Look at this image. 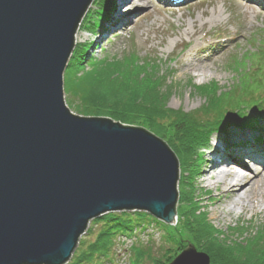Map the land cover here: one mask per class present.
Segmentation results:
<instances>
[{
    "label": "water",
    "instance_id": "1",
    "mask_svg": "<svg viewBox=\"0 0 264 264\" xmlns=\"http://www.w3.org/2000/svg\"><path fill=\"white\" fill-rule=\"evenodd\" d=\"M94 0H0V264H66L89 222H174L178 160L147 129L71 112L65 67ZM168 264H210L187 246Z\"/></svg>",
    "mask_w": 264,
    "mask_h": 264
},
{
    "label": "rangeland",
    "instance_id": "2",
    "mask_svg": "<svg viewBox=\"0 0 264 264\" xmlns=\"http://www.w3.org/2000/svg\"><path fill=\"white\" fill-rule=\"evenodd\" d=\"M190 2H195V4L191 5ZM166 4L175 3L149 0V5H141L130 16L137 15L140 10L144 9H150L149 13L142 17L133 18L132 25L128 28L124 27L117 30V27H113L105 30L103 29L105 22L110 20V17L104 14L105 0H94L82 19L79 31L80 34L83 33L87 36L88 42L87 44L80 41L76 43L71 54L72 58L68 60L65 67L66 80L67 75L68 78L71 74L74 76L79 75L82 71L90 70L93 64L102 61L121 62L120 60L129 57V55L139 58L141 61L145 58H152L155 60L157 68L154 71H158L156 75L158 77L155 79L154 74L151 79L159 84L158 89L160 91L167 90V92L162 93L167 109L192 112L199 123L213 129L204 150L201 147L190 150L193 155L189 164H185L187 157L185 153L181 155L180 143H177L179 142V136L171 128L159 133L151 129L148 121L145 117H142L141 110L137 109L132 112L124 105L116 107V111H119L118 114L123 113V116L126 115L135 120L132 124H127L147 129L173 151L178 160L179 171L176 185L178 196L174 222L171 223H166L149 212L141 210L109 212L91 220L85 233L78 240L81 247L91 240L92 236L89 238V235L95 234L100 229L101 219L107 214L125 212L131 215L140 213L144 216L141 215L143 218H140V216H138L139 218L135 217L139 221V226L134 225L133 227L136 228H130L128 233H117L114 236L113 244L109 250L111 260L103 259L104 264H156V261L165 262L169 255L172 256L174 251L179 250L181 247L193 246L197 248L195 244V246L193 245L191 235L183 226L186 212L190 208H198L200 213L205 214L207 223L209 226H213L212 229L243 240L249 238L247 237L249 236L248 232H253L264 226V178L261 181L263 195L259 200L263 210L253 214L250 212H245L242 215L234 213L221 221L210 216L212 206L208 204L207 194L200 192L197 186L200 178H202V175L198 174L202 154L208 153L213 147L212 143H214L215 137L221 135V131L214 128L216 125L213 122V113L217 112V109L222 112L230 109L236 111L240 106H243L241 112L244 113L247 110L250 113V108L253 106L257 110L256 112L264 117V13H256V17L252 18L249 12H245L244 8H235V4L231 0L212 1V4L208 0H183L182 4L184 6L182 8L165 6L166 8L162 9ZM122 7L124 11L127 9V7ZM110 9L107 7V12ZM203 10H205V13L201 14ZM212 11H221V20L215 21L212 25L207 23L203 27L200 26L198 28H201L199 33L193 34L194 29L191 27V22L196 20V26L202 25L203 22L209 19ZM250 22L252 25L247 26ZM92 30L93 34L91 35L89 31ZM100 36L101 39L94 45V41ZM202 38L208 39L207 41L212 43L204 56H208V53L214 52L215 49L225 47L221 57L207 61V64L203 67L206 70L205 77L197 75L198 72L191 69L186 71L180 65L182 60L195 53L192 46L197 41L200 42ZM73 56L75 57L74 60ZM76 57L80 58L77 59ZM75 60L76 66L74 64ZM254 79L261 81L260 85H263L255 88ZM242 87L247 88L246 91L252 93L249 98H246L247 102L240 100L239 91L244 92ZM211 89H215L217 94L216 96L213 95L214 102L212 105L206 103V100L210 98L209 92ZM142 90L140 89V91ZM98 92L90 97L91 100H88L85 104L94 107L100 105L102 108L103 104H109L111 107L114 102L118 101V98L114 95L110 94L107 98ZM65 101L73 113L106 117L123 122L121 119L109 115V110L105 113L100 111L89 114L76 111L75 107L80 105L81 101H78V98L72 92H66V84ZM137 101L138 103L144 101V97H139ZM80 107L84 109L82 105ZM90 109L92 111L93 107ZM241 112H238L237 116L235 115L236 119L243 120ZM231 127L235 126L229 125L224 130H229ZM254 133H258L257 129ZM226 140L224 139L222 142L228 151L231 146ZM255 140L251 141H254L256 146L259 145ZM188 142L194 143L191 139ZM262 145L264 147V142ZM181 160L184 161V164ZM231 164L228 163L230 166ZM257 166L253 168V171L258 172L261 170ZM210 193L214 194L215 190L211 188ZM191 196L194 199L192 203H189L187 199ZM252 196L254 197L255 194ZM145 213L148 216H145ZM135 248L142 249L143 253L141 251L138 255L137 252H134ZM72 263L71 258L66 264Z\"/></svg>",
    "mask_w": 264,
    "mask_h": 264
},
{
    "label": "trees",
    "instance_id": "3",
    "mask_svg": "<svg viewBox=\"0 0 264 264\" xmlns=\"http://www.w3.org/2000/svg\"><path fill=\"white\" fill-rule=\"evenodd\" d=\"M107 7L108 1L105 0L104 14H107ZM76 58L78 59L80 57ZM76 60L74 62L75 66ZM120 61H118L119 63L102 61L93 64L90 70L82 71L79 75L74 76L71 74L69 78L67 75L65 80L66 92H72L78 98V101H81V104L78 105L79 107H75L76 111L89 114L100 111L105 113L109 110V115L132 124L135 120L125 114L123 116V113H120L121 115L118 114L119 111H116V107L124 105L132 112L137 109L141 110L142 117H145L152 130L160 133L171 128L175 134H178L179 142L177 143H180L181 155L185 153L187 157L185 164H189L193 155L190 153V150L192 151V149H197L198 147L204 150L213 129L203 125V123H199L195 114L192 112L167 109L162 94L164 91L167 92V90L160 91L158 89L159 84L151 79L154 77V74L155 79L158 77L156 76L158 71H154L157 68L154 59L145 58V60L141 61V59L129 55V57H124ZM141 72L142 74L140 76ZM260 83L261 81L259 82L254 79L255 88L263 85H260ZM242 88L244 92L238 90L240 92V100L247 102L246 98H249L252 93L250 91L247 92V88ZM140 89L143 90L140 91ZM96 92L103 94L107 98L110 94L114 95L118 98V101L114 102V105L111 107L109 104H103L102 108L100 105L94 107L85 104L88 100H91L90 97L95 95ZM209 93L210 98L206 100V103L212 105L214 102L213 95L216 96L217 94L215 93V89H211ZM234 93L238 94L236 92ZM139 97H144V101L138 103L137 99ZM81 105L84 109L80 107ZM91 107H93L92 111L90 109ZM241 108L243 109V106L237 108L236 111L230 109L224 110L223 112L217 109V112H214L212 116L213 122L216 125L214 128L222 132L227 126L234 125L241 129H257L259 133L264 134V131L260 129V123H258L260 115L256 112L255 107L252 106L250 108V113L247 110L244 113L241 112L243 111ZM238 112L243 114V120L235 118ZM190 139L194 143H189L188 140ZM181 161L184 164V161ZM193 199L194 197L191 196L187 199V202L192 203ZM141 215L143 216L140 213L131 215L125 212L105 215L101 219L100 229L95 234L89 235V238L92 236L91 240L83 244L82 247L81 243H78L72 256V264H104L105 261L103 262V259L111 260L109 250L113 244L114 236L117 233H128L130 228H136L133 227L134 225L139 226V221L135 217L140 216V218H143L144 216L141 217ZM145 216H148L147 213H145ZM158 221L161 222L160 220ZM183 226L191 235L193 245L195 244L197 246L196 249L208 255L210 264H264V226L257 228L253 232H248L249 236L247 237L249 238L243 240L236 236L226 235L224 232L212 229L213 226H209L205 214L200 213L198 208L188 209ZM183 248L181 247L179 250H175L172 256L169 255L166 258L165 262L156 261V264H168ZM141 251L143 253L142 249H134V252H137L138 255Z\"/></svg>",
    "mask_w": 264,
    "mask_h": 264
},
{
    "label": "bare ground",
    "instance_id": "4",
    "mask_svg": "<svg viewBox=\"0 0 264 264\" xmlns=\"http://www.w3.org/2000/svg\"><path fill=\"white\" fill-rule=\"evenodd\" d=\"M107 1L108 7L111 8V11L108 14L110 20H107L105 22V27H103L105 30L113 27H117V30L124 27L128 28V26L132 25L133 18H136L137 16L142 17L148 14L150 10H140L137 15H132V17L130 15L141 7V5H149V0ZM156 1H161V3L173 2L176 4L175 7L177 9L184 6L182 1L179 0ZM208 1L212 4V1L216 2L218 0ZM231 1L235 4V8H244L245 12H249L252 18L256 17V13H264V0ZM189 4L194 5L195 2H190ZM122 6L127 7V9L124 11ZM165 6L166 5H164L162 9L166 8ZM87 12L88 10L86 13ZM204 13L205 10L201 11V14ZM219 20H221V11H212L209 19L206 22H203L202 25L196 26V20H193L191 22V27L194 29L193 34L196 32L199 33L201 28H198L200 26L203 27L207 23L212 25L215 21ZM81 25L82 21L76 30V43L80 41L81 43L84 42L83 44H87V36L83 33H79ZM251 25L252 23L250 22L247 26ZM89 32L91 35L93 34V30ZM186 33L189 34L188 31H186ZM101 36L94 41V45L96 42L98 43ZM207 40L208 39L202 38L200 42L197 41L194 43L192 49L195 50V53L193 55L190 54L187 56V59L180 62L182 69L186 71L191 69L197 71V75L199 76H206V70L203 67L207 64V61L215 59L216 57H221L223 51L225 50V47H221L218 50L215 49L212 53H208V56H204V54H207L206 52L209 47L212 46V43ZM70 58L72 57L70 56ZM70 58L69 60H71ZM259 123L261 125L260 129L264 131V117L260 116ZM253 134L255 136V133L249 131L248 129H241L236 126L231 127L229 130L222 131L221 135H219L220 137L216 136L214 143H212V149H210L208 153L206 152L202 154L200 163L201 167L198 173L199 175H202V178H200L197 186L200 192L202 191V193L207 194L208 204L212 206L210 216L216 220H224L226 217H230L234 213L237 215H242L245 212L253 214L263 210L259 200L263 195L261 181L264 178V147L260 148V146L257 147L256 145H251V140L254 138ZM224 139H227L226 142L231 146V149L228 151L225 149V145L223 146L224 143L222 141ZM228 162H237L244 166V168L247 167L249 171L245 172L242 169L240 170L239 168L234 167V165H227ZM255 166L259 167L261 170L258 172L253 171ZM227 168L232 169L235 172H232ZM246 174L247 176H245ZM211 188L215 190L214 194L210 193ZM253 194H255L254 197L252 196ZM73 253L70 259L72 258Z\"/></svg>",
    "mask_w": 264,
    "mask_h": 264
}]
</instances>
